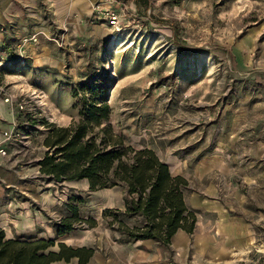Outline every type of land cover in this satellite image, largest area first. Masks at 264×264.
<instances>
[{
	"label": "rangeland",
	"instance_id": "1",
	"mask_svg": "<svg viewBox=\"0 0 264 264\" xmlns=\"http://www.w3.org/2000/svg\"><path fill=\"white\" fill-rule=\"evenodd\" d=\"M104 1L70 16V7L65 14L48 0H0V104L31 143L43 144L52 126L77 120V85L103 84L105 124L188 181L185 203L200 231L217 222L223 230L210 239L222 242L228 219L245 223L243 260L214 254L208 264H264V0H116L126 7L117 28L104 21ZM36 179L38 190L65 202L54 208L53 226L67 218V202L83 199L81 222L63 238L93 249L86 264L176 263L170 246L113 240L100 214L107 198H122L121 187L91 195L80 181Z\"/></svg>",
	"mask_w": 264,
	"mask_h": 264
},
{
	"label": "trees",
	"instance_id": "2",
	"mask_svg": "<svg viewBox=\"0 0 264 264\" xmlns=\"http://www.w3.org/2000/svg\"><path fill=\"white\" fill-rule=\"evenodd\" d=\"M78 92L77 120L64 127L52 126L43 140L46 151L37 161L40 174L54 183L85 179L88 191L121 187L122 208H105L100 214L115 242L150 239L167 247L177 231L192 234L197 216L185 203L188 181L172 176L152 149H135L124 143L122 135L112 133L105 124L110 108L103 84L89 78L77 85L72 97ZM74 200L76 204H65L67 218L53 226L57 235L66 234L74 229L75 222H81L76 205L83 199ZM84 222L87 228L95 226L92 218ZM92 254L91 247L73 248L55 244L54 239L33 240L22 235L6 239L0 229V264L68 263L72 258L75 264H86Z\"/></svg>",
	"mask_w": 264,
	"mask_h": 264
},
{
	"label": "crops",
	"instance_id": "3",
	"mask_svg": "<svg viewBox=\"0 0 264 264\" xmlns=\"http://www.w3.org/2000/svg\"><path fill=\"white\" fill-rule=\"evenodd\" d=\"M48 1L55 4V7H59L60 9L63 7L65 14L70 7V16H80L90 13L89 5L93 0ZM15 120L16 118L11 114L10 109L3 103L0 104V136L1 133L8 132L11 134L13 141L9 151L10 155L0 158V229L6 239H14L22 235L30 237L33 240L54 239L56 243L67 245V241L63 238L67 234L57 235L51 223V214L54 208L64 202L61 199L62 197L54 198L49 195V191L46 189L38 190L37 188L42 187L35 182L37 175L40 174L37 161L44 155L41 152L44 151L43 144L31 143L29 137L21 133L20 127ZM78 181L84 183L85 185H82V188L88 190V183L85 179ZM9 189L27 194L28 201H16L9 198L5 193ZM102 189L104 191H112V188ZM98 190L88 192L92 195ZM105 193L107 195V192ZM122 202L121 197L117 201L107 198L106 201H103L102 209H121ZM196 222L198 225V221ZM225 223L227 224L225 226L226 235L222 242L210 239V232L212 230H216L217 234H220V229L223 230L222 226L220 228V224L217 222H213L211 228L208 225L204 231H200L201 229L195 225V230L192 234H187L182 230L177 231L170 238L168 244L174 251V261L178 264H208L213 261L211 258H213L214 254L219 256L216 259L218 261H224L229 258L236 259L237 262L243 260L241 253L242 251L244 252L245 247L251 241L250 233L247 232L245 223L244 225L241 224L243 222H238L237 224L236 221L228 219ZM230 236H236L238 241H234ZM144 241L148 242L152 240L148 239ZM152 242L155 243L154 241ZM188 254H190V258L187 257ZM255 254H259L257 248L255 249ZM52 264L65 263L56 261L52 262Z\"/></svg>",
	"mask_w": 264,
	"mask_h": 264
},
{
	"label": "built area",
	"instance_id": "4",
	"mask_svg": "<svg viewBox=\"0 0 264 264\" xmlns=\"http://www.w3.org/2000/svg\"><path fill=\"white\" fill-rule=\"evenodd\" d=\"M106 1V2H105ZM104 4L107 6L104 13V21L110 27L117 28L121 24V20L123 18V11L126 9L125 5L120 4L119 1L116 0H105ZM112 3H115L112 5ZM34 40V36L31 37ZM6 100V99H5ZM11 111V109H10ZM13 141L11 134L8 132L1 133L0 136V158H5L10 155L9 151L11 148Z\"/></svg>",
	"mask_w": 264,
	"mask_h": 264
}]
</instances>
